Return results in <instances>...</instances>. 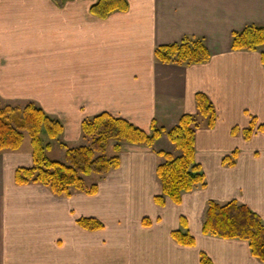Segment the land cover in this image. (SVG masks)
Returning <instances> with one entry per match:
<instances>
[{
	"label": "crops",
	"instance_id": "0c3cea01",
	"mask_svg": "<svg viewBox=\"0 0 264 264\" xmlns=\"http://www.w3.org/2000/svg\"><path fill=\"white\" fill-rule=\"evenodd\" d=\"M96 2L0 0V103H35L63 124L58 139L75 145L82 120L104 111L147 132L152 120L166 129L184 114L200 120L194 96L203 92L216 112L214 125L203 117L195 133L205 186L183 192L179 204L155 203L156 152L179 154L166 134L151 147L122 142L120 165L97 178L91 195L17 184L15 169L32 165L31 149L3 150L0 264H200L202 251L213 264H264L245 240L201 231L210 200L245 204L264 224V134L242 132L251 116L264 123V65L259 51L231 49L233 31L264 25V0H127L126 11L104 19L90 12ZM185 37L201 38L209 60H156V46ZM234 150V163L224 164ZM79 217L103 228H81ZM176 229L195 244L178 243Z\"/></svg>",
	"mask_w": 264,
	"mask_h": 264
},
{
	"label": "trees",
	"instance_id": "16d2710c",
	"mask_svg": "<svg viewBox=\"0 0 264 264\" xmlns=\"http://www.w3.org/2000/svg\"><path fill=\"white\" fill-rule=\"evenodd\" d=\"M53 1L61 6L66 0ZM127 8V0H97L91 5L90 12L104 19L114 11H126ZM231 36L232 50L259 51L264 65V25L248 24L239 31H233ZM154 56L160 62L186 65L208 61L210 52L201 38L185 37L179 42L156 46ZM194 99L197 113L207 118V125L212 127L216 119L212 102L203 92H196ZM198 126V119L194 115L184 114L170 129L160 127L152 120L150 132H147L122 117L104 111L82 120L81 132L83 138L89 139L88 144L70 147L60 143V148L64 150V160L60 161L46 156L51 144L42 142V134L49 140L60 137L63 124L59 119L51 117L31 101L22 107L0 103V152L19 149L26 132L30 137L32 165L15 169L14 180L17 184L38 183L57 196H69L72 190L91 195L97 192L98 185L96 182L87 185L84 177L95 174L101 179L111 169L117 168L122 142L151 147L162 134H166L179 154L175 156L163 150L156 152L163 161L155 169L161 192L154 196V201L162 206L169 198L179 204L183 192L205 186L201 165L195 161V133ZM255 131L264 134V123H258L251 116L249 126L242 130L244 138L249 139ZM110 142H113L112 153L108 155ZM236 156L237 150H234L231 155L224 156L222 162L232 165ZM180 221L186 226L183 217ZM76 223L89 231L103 228L102 222L94 217H79ZM143 223H148L147 218L143 219ZM201 231L221 238L245 240L251 255L264 262V224L261 217L245 204L236 200L225 203L208 201ZM171 235L182 245L195 244L194 237L187 231L176 229ZM199 261L200 264H213L203 251L199 254Z\"/></svg>",
	"mask_w": 264,
	"mask_h": 264
},
{
	"label": "rangeland",
	"instance_id": "374dc122",
	"mask_svg": "<svg viewBox=\"0 0 264 264\" xmlns=\"http://www.w3.org/2000/svg\"><path fill=\"white\" fill-rule=\"evenodd\" d=\"M202 120H203V117L201 116V119L198 120L199 124H202V122H201ZM42 142H43V144H46L47 142H50V144H51L50 148L48 150H46V156L49 159L60 160V161L64 160V150H62L59 146L60 143L62 142V139L49 140L45 134H42ZM88 143H89V139L82 137L80 140H78L76 142L75 145L69 144L68 146L73 147V146H78V145H83V144H88ZM112 143L113 142H110V144L107 146V154L108 155L112 153V148H111ZM27 149H31L30 137L26 132H24V138H23V142H22V150H27ZM173 154L175 156L178 155L177 153H173ZM96 180H97V175H95V174H90V175L85 177V182L87 185L95 183ZM182 227H183V225L181 226V228Z\"/></svg>",
	"mask_w": 264,
	"mask_h": 264
}]
</instances>
